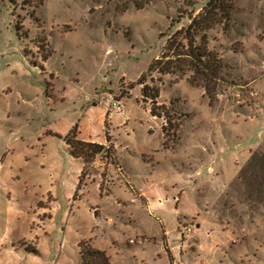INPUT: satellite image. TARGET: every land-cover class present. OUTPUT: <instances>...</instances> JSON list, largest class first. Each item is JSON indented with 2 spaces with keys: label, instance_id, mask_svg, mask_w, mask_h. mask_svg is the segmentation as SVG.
Listing matches in <instances>:
<instances>
[{
  "label": "rangeland",
  "instance_id": "obj_1",
  "mask_svg": "<svg viewBox=\"0 0 264 264\" xmlns=\"http://www.w3.org/2000/svg\"><path fill=\"white\" fill-rule=\"evenodd\" d=\"M209 1L152 0L137 9L132 0H0V264H82L79 244L95 235L112 246V264L140 263L126 255L156 242L140 232L160 223L142 213L130 223L111 214L112 206L96 218L91 207L102 199L92 179L104 174L103 193L128 206L148 204L116 160L131 175L150 173L149 167L134 173L137 158L126 148L147 140L139 124L151 102L139 95L138 80L158 58L145 82L160 91L164 116L151 118L161 130L148 147L162 144L163 125L169 147L182 139L183 152L192 149V161L183 162L192 181L184 202L180 190L157 178L162 193L151 192L154 210L175 226L162 248L171 264H236V251L246 248L254 256L240 263L264 264V0L231 1L218 24L198 33L193 48L203 47L204 60L213 65L217 58L220 66L215 74H196L185 30ZM114 99L121 112L110 111ZM126 119L129 125L119 128ZM107 123L119 154L107 144L85 167L70 143L107 140ZM212 142L232 153L224 164L212 160ZM234 152L240 169L227 178L221 167L233 171ZM174 158L171 178L183 164ZM139 238L143 244L129 245Z\"/></svg>",
  "mask_w": 264,
  "mask_h": 264
},
{
  "label": "crops",
  "instance_id": "obj_2",
  "mask_svg": "<svg viewBox=\"0 0 264 264\" xmlns=\"http://www.w3.org/2000/svg\"><path fill=\"white\" fill-rule=\"evenodd\" d=\"M134 90H135V88H134ZM139 91H140V93H139V95H140L142 90L139 88ZM107 109H108V107H107ZM107 109H105V108L102 109V112H101L102 118H103L104 114L106 113ZM123 112H125V110ZM142 113L144 115V117H143L144 121H142V120L140 121L139 127H141V130H143V132H145V137L147 138V140L144 139L143 142L141 144H138L137 147L133 150H130V148H126V151L129 152L130 155L131 154L135 155L137 158L136 164H135L136 168H135L134 173L136 172V170L138 171L139 169L141 170L142 168L147 170L148 167L150 168V173L146 172V174L143 175V174H141V172H139L137 175L136 174L131 175L132 168H129L128 165L125 164L123 159H121L118 155L119 149L116 148V145L118 144L116 142L117 139L115 140V142L112 141V139H111L112 135L110 134V128H109L108 123L105 126L106 132H107V140H105V141H103V140L98 141V140H94V139L93 140H80V139L78 140L77 139V140L82 141V142H86V143L98 144V145H101L104 147H107L106 146L107 144H111L113 146V149L115 150L116 154L118 153L117 154L118 159L116 160L118 163L117 162L116 163L119 164V168H121L123 171H125L126 175L129 178L133 179L132 182L134 183L135 187L139 188L140 191H142L143 198H144L145 202L147 201V203H148L146 205V207L132 206V205L128 206L124 202L118 200V198H117L118 196L116 194L110 193L109 190L104 194L103 191L101 190V184L104 181L105 175L102 173H100V174L97 173V175H95V178L92 179V181L94 183L98 182L96 189L98 191H100L102 202L100 203V205H98L96 203L94 206H92L91 212L95 215L96 218L100 219L105 214V207L104 206H109V207L112 206L113 209H112L111 214L117 215V216L119 214L123 217L127 216L128 219L130 220V223L136 222L137 220H139L141 213L144 215H147V217H149V218H155L160 223V226H158V230H154L155 228H150L151 230H148V231L144 230L140 233L143 235H147L149 237L154 238L156 240V242H150V243L148 242L146 244H143V245H141V246H143L142 252L139 250L133 249L132 251L127 253L126 257H129V259L133 258L135 261H139L140 262L139 264H152V262L150 261L151 258H153V262H156L157 264H159L160 261L162 264H164V263L165 264H171L169 252L166 253V250L164 248H162V246H161V242H166V243L170 244V242L172 240L171 235H174L175 226L172 225L170 218L168 220V217L167 218L165 216L161 217V214L164 213L163 211H161V210L155 211L154 210V207L152 204V196L154 194H151V192L155 191V193H157V194L162 193V191L159 190L158 188H161L162 183H165V185L167 183L168 185L166 187L172 188L173 190H176L178 192L177 195L179 194V190H180V193L182 194L180 201H181V203L184 202L182 200L183 199L182 196L186 195L185 190H187L191 186L192 181H190V172L187 171L188 170L187 166H186L187 163L185 165V163H183V162L185 161V162L190 163V161H192L190 158V155L188 156V152L191 151L192 149H190V148L184 149V152H183V150L181 149L182 139H181L179 145L177 146V148H176V146L175 147H169L166 144L165 135H164V139H163V142L161 145H158V147L157 146L148 147L149 146L148 144H152L151 143L152 142V140H151L152 135H154L156 133V131L159 132V130H161V126H160L159 122L154 123L153 120H151V118H153V119L158 118V117L153 116L151 114V110L142 109ZM115 115H120V114H115ZM115 115L113 117H115ZM127 118H129V117H127ZM129 123H130V120L126 119V121H123L122 123H120L119 128H125L126 125L127 126L129 125ZM107 125L109 128L108 130H107ZM162 129H163V125H162ZM195 144H193V146ZM212 147H213V150L215 151V154H214V157L212 158V160H217L220 158L218 161L219 163L224 164L227 161L226 157L228 155L229 156L232 155V153H229V154L227 152H225L226 154L222 153V151H221L222 148H221L220 142L219 143L218 142H215V143L212 142ZM206 148L209 149V147L204 146V147H202V150L205 152ZM250 148H252V145L250 146ZM229 150H231V149H229ZM233 150H235V148H233ZM225 151H226V149H225ZM223 154H225V155L222 156ZM233 156H235V161H234L235 167L233 166L234 167L233 171H232V168H226V165H222V167H221L222 175L226 176L227 178L228 177L233 178L234 176H236L239 169H240V168H238V166H237L238 164L236 161V159L239 158L240 155H238V152L237 153L234 152ZM183 157H184V159H183ZM201 157L203 158V155H201ZM73 158H75V157H73ZM172 158H174V159L179 158L180 161L183 163L181 170H180V168H176L177 172L173 175V178H171V174L174 173L175 171L173 170V166H170V161L172 160ZM75 159L81 160L84 163V166L86 167V163L84 162L83 159H81V158H75ZM209 159H205V161L206 160L209 161ZM208 161H206V162H208ZM92 162L95 166L96 165H103L100 160L94 161V159H93ZM163 164L167 165L164 168L165 170L164 169L162 170L161 166ZM188 165H190V164H188ZM209 168H208V170H209ZM79 171L83 173L84 170L82 168H80ZM156 178L161 181V184L156 181ZM226 180H225V182H226ZM158 184H159V186H158ZM195 185L198 186L199 183L196 182ZM179 186L180 187L182 186V187L180 188ZM184 188H186V189H184ZM214 192H216V190ZM217 193H220V191L219 192L217 191ZM85 194H86V192L83 194V196ZM128 199H130V197H128ZM197 200L198 199H193V201H197ZM199 201H202V200H198V202ZM205 203H207L206 200L202 204V206H205L204 205ZM197 204H199V203H197ZM203 218L201 217L200 219H202V222H203L202 224H205L206 221ZM113 222H114L113 219L108 220V223H113ZM199 235H200L201 239L204 237L203 233H200ZM93 238L90 239L91 246L94 249L106 252V254L109 257L110 262L112 264V261H111L112 255H110L111 249H113L112 246L107 245V243H105L102 239H100L98 241V236H96V235ZM128 243H129V241H128ZM114 245H116L115 241H114ZM129 245H139V244H130L129 243ZM147 245H150L151 248H149ZM253 249L254 248H246L245 250H237L235 253V259H232V260L236 264H242V263H240V260L243 257L245 259H248V256L250 258L251 254H252V256H254ZM262 255H263V259H264V252ZM148 257H150L149 260L147 259ZM219 258L220 257L218 255L217 259L219 260ZM219 262H221V261L219 260Z\"/></svg>",
  "mask_w": 264,
  "mask_h": 264
},
{
  "label": "trees",
  "instance_id": "obj_3",
  "mask_svg": "<svg viewBox=\"0 0 264 264\" xmlns=\"http://www.w3.org/2000/svg\"><path fill=\"white\" fill-rule=\"evenodd\" d=\"M151 1L152 0H132V3L135 5L137 9H143L145 6L149 5ZM231 1L233 0H210L202 8L203 15L200 14L198 15V17L192 19L191 23L187 26L185 30L186 44L191 52V55H192L191 57L193 58V60H195L194 65L196 68V72H195L196 74L199 71H201L203 74L204 73L215 74L219 70L220 60H218L217 58L216 59L214 58L213 65L209 64L208 61L204 60L206 58L205 49L203 47L193 48V46L198 40L197 38L199 37V34H198L199 32L209 30L213 27V25H216L220 22L221 19L219 20V17H222L221 14H224L226 12L228 8V3H231ZM200 41L201 43L204 42V39L202 36L200 37ZM168 45L166 46V48L170 47ZM161 54H163V51ZM207 57H210V56H207ZM160 61H161L160 58L156 59L149 67L147 73L150 71H153L156 68V66L161 63ZM167 63L168 62H166L165 65ZM162 71L163 73H165L167 70H162ZM146 74L141 76V78L138 80V85L142 86L143 100L151 102V114L153 116L162 118L164 115L158 112L159 108H157L160 91L155 88H150L146 84L145 82ZM195 82L196 80H193V83ZM163 131L166 137L167 136L166 126L163 127ZM72 136H73V133H72ZM70 144H71L70 152L72 156L75 158L83 159L85 163L87 162V159L89 157H92L97 154H101L103 150L106 149V147L104 146L78 141L77 139H75L74 143L72 142ZM82 177H84L83 173H82ZM79 248H80L82 264H111L110 259L107 256L106 252L94 249L91 246L90 242H81L79 244Z\"/></svg>",
  "mask_w": 264,
  "mask_h": 264
},
{
  "label": "built area",
  "instance_id": "obj_4",
  "mask_svg": "<svg viewBox=\"0 0 264 264\" xmlns=\"http://www.w3.org/2000/svg\"><path fill=\"white\" fill-rule=\"evenodd\" d=\"M252 96H256L257 93H251ZM109 109L111 112H114V113H117V112H121L123 107L120 105V100H112L110 101L109 103ZM190 231V230H188ZM137 241V242H136ZM132 244H136V243H139V244H143L144 243V240L142 238H139L137 240H131L130 241Z\"/></svg>",
  "mask_w": 264,
  "mask_h": 264
}]
</instances>
